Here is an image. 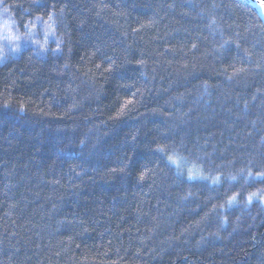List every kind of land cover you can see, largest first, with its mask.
<instances>
[{"label": "trees", "instance_id": "obj_1", "mask_svg": "<svg viewBox=\"0 0 264 264\" xmlns=\"http://www.w3.org/2000/svg\"><path fill=\"white\" fill-rule=\"evenodd\" d=\"M0 3L56 33L0 64V264H264V24L244 0Z\"/></svg>", "mask_w": 264, "mask_h": 264}, {"label": "rangeland", "instance_id": "obj_2", "mask_svg": "<svg viewBox=\"0 0 264 264\" xmlns=\"http://www.w3.org/2000/svg\"><path fill=\"white\" fill-rule=\"evenodd\" d=\"M56 39L55 27L47 20L38 19L35 23L26 25L24 29L16 26L11 13L0 3V64L8 55L15 56L27 45H36L41 47L40 51L46 50L47 44ZM175 164L182 169H186L191 174H198L195 168L186 166L185 161L180 157L173 159ZM192 179H207L202 172L196 176H190ZM217 178L211 181L216 182Z\"/></svg>", "mask_w": 264, "mask_h": 264}, {"label": "water", "instance_id": "obj_3", "mask_svg": "<svg viewBox=\"0 0 264 264\" xmlns=\"http://www.w3.org/2000/svg\"><path fill=\"white\" fill-rule=\"evenodd\" d=\"M257 14L264 24V1L263 0H244Z\"/></svg>", "mask_w": 264, "mask_h": 264}]
</instances>
